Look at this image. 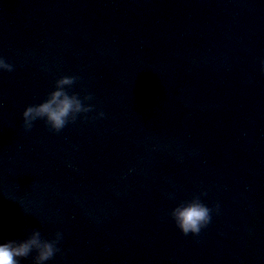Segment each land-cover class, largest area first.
<instances>
[{
    "label": "water",
    "instance_id": "1",
    "mask_svg": "<svg viewBox=\"0 0 264 264\" xmlns=\"http://www.w3.org/2000/svg\"><path fill=\"white\" fill-rule=\"evenodd\" d=\"M0 57V242L60 232L47 264H264V0H0ZM62 76L94 110L25 131ZM196 196L211 223L185 236L170 213Z\"/></svg>",
    "mask_w": 264,
    "mask_h": 264
},
{
    "label": "clouds",
    "instance_id": "2",
    "mask_svg": "<svg viewBox=\"0 0 264 264\" xmlns=\"http://www.w3.org/2000/svg\"><path fill=\"white\" fill-rule=\"evenodd\" d=\"M0 71L11 73L14 66L0 57ZM79 79L78 76H62L56 80L55 90L42 103L29 105L23 112L25 131H31L34 123L42 120L51 131L60 133L69 123L75 124L82 114L87 118L94 108L91 104L86 106L85 102L91 101L93 96L88 94L81 98L78 93L69 91ZM103 117L104 113L100 112L99 118ZM211 213L212 209L196 196L179 203L170 215L183 235L198 236L211 223ZM62 240L60 232L53 239H46L38 229H32L24 239L3 240L0 242V264H23L26 260H31V264H47L58 253L63 254L59 247Z\"/></svg>",
    "mask_w": 264,
    "mask_h": 264
}]
</instances>
